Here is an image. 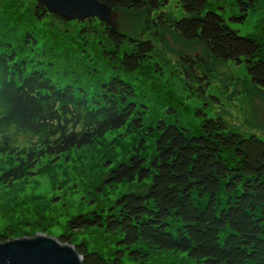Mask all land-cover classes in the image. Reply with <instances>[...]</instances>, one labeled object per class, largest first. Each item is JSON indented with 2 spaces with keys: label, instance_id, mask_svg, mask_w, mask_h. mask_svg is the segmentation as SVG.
Here are the masks:
<instances>
[{
  "label": "trees",
  "instance_id": "1",
  "mask_svg": "<svg viewBox=\"0 0 264 264\" xmlns=\"http://www.w3.org/2000/svg\"><path fill=\"white\" fill-rule=\"evenodd\" d=\"M97 1L114 15L140 13L145 32L168 31L200 43L218 62L243 64L253 86L264 89L263 45L231 29L224 10L209 9L207 0H176L178 18L167 10L171 0ZM33 2L38 22L49 16L63 21ZM238 2L244 13L231 20L242 23L253 4ZM84 22L80 38L85 41L92 32L107 64L125 77L138 73L154 51L148 39L118 27L112 32L94 18ZM21 34L11 31L10 41L0 40V155L17 163L2 174L3 184L32 176L43 158L90 146L117 129L143 131L140 104L125 78L112 76L96 86L75 78L56 81L51 69L26 72L18 58L35 39ZM181 61L186 68L197 66L203 77L209 71L200 58L184 55ZM193 76L201 83V76ZM195 131L163 121L149 128L155 137L151 160L136 153L105 181L109 186L140 182L145 188L118 197L107 212L74 216L56 238L73 245L83 264H122L125 257L145 264L153 252L183 256L191 264H264V139L232 131L219 117L202 120ZM91 230L112 237L117 246L112 258L76 241V235ZM6 240L0 234V242Z\"/></svg>",
  "mask_w": 264,
  "mask_h": 264
},
{
  "label": "rangeland",
  "instance_id": "2",
  "mask_svg": "<svg viewBox=\"0 0 264 264\" xmlns=\"http://www.w3.org/2000/svg\"><path fill=\"white\" fill-rule=\"evenodd\" d=\"M207 1L209 9L224 10L223 17L231 29L256 39L264 47V0H241L253 4L242 23L231 20L244 13L239 0ZM176 6V0H171L167 10L178 18L182 13ZM33 10V0H0V40L10 41L11 31L22 36L27 32L35 39L20 51L18 59L24 63L25 71L41 69L51 73L53 70L51 77L56 81L75 78L96 86L112 76L123 77L134 90L135 102L140 104L139 117L144 129L125 126L90 146L73 149L58 158H43L34 174L23 181L13 185L0 181L2 236L60 235L74 216L107 212L118 197L141 191L145 187L140 182L109 186L105 181L112 169L136 153L146 162L151 160L155 137L149 136L148 129L159 121L176 124L195 134L202 120L219 117L232 131L264 139V89L253 86L243 64L218 62L200 43L185 42L168 31L145 32L140 13L120 12L115 15L118 29L128 36L148 39L154 46L140 71L125 77L108 65L101 42L96 37L93 39L92 32L84 36L85 41L80 38V29L87 25L84 22L87 19L66 22L49 16L38 22ZM22 42L23 37L14 45L21 47ZM184 55L205 62L209 68L205 77L197 66L193 70L182 64ZM193 74L201 76V83L193 82ZM16 164L15 158L0 155V177ZM76 241L100 250L107 258H112L117 248L112 237L100 230L80 233ZM122 264L139 263L125 257ZM145 264L191 263L183 256L153 252Z\"/></svg>",
  "mask_w": 264,
  "mask_h": 264
},
{
  "label": "water",
  "instance_id": "3",
  "mask_svg": "<svg viewBox=\"0 0 264 264\" xmlns=\"http://www.w3.org/2000/svg\"><path fill=\"white\" fill-rule=\"evenodd\" d=\"M42 3L48 14L58 15L66 22H82L94 18L112 32L116 31L115 15L97 0H35ZM59 234H36L29 237L7 238L0 242V264H83L76 248L61 243Z\"/></svg>",
  "mask_w": 264,
  "mask_h": 264
}]
</instances>
